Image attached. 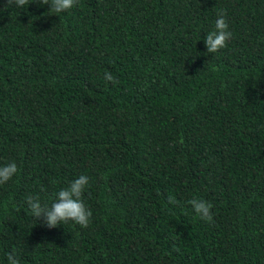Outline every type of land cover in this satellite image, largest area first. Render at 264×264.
Returning a JSON list of instances; mask_svg holds the SVG:
<instances>
[{
  "label": "trees",
  "instance_id": "trees-1",
  "mask_svg": "<svg viewBox=\"0 0 264 264\" xmlns=\"http://www.w3.org/2000/svg\"><path fill=\"white\" fill-rule=\"evenodd\" d=\"M221 11L232 37L208 53ZM53 15L0 0V166L18 168L0 184V264H264V0ZM82 174L87 228L34 219L29 196L50 206Z\"/></svg>",
  "mask_w": 264,
  "mask_h": 264
},
{
  "label": "clouds",
  "instance_id": "clouds-1",
  "mask_svg": "<svg viewBox=\"0 0 264 264\" xmlns=\"http://www.w3.org/2000/svg\"><path fill=\"white\" fill-rule=\"evenodd\" d=\"M7 5L13 3L17 7H23L28 3V0H6ZM78 0H39V4L47 5L49 12L55 13L53 16H58L61 13L67 12L77 4ZM232 32L229 31L226 14L221 11L217 15L215 21V29L209 32L204 37V45L208 53H215L227 46V42L231 39ZM104 79L111 83H116L111 73L105 72ZM18 172L15 162L0 166V184H5L10 181ZM89 184V178L86 175H80L75 180L71 181L66 188H62L58 193L54 194V202L49 205H42L38 196H29L27 205L35 220L43 219L44 226L48 229H53L63 223L69 221L87 228L91 222L92 212L84 203V191ZM167 202L170 205H180L174 196L169 195ZM187 203L191 206L194 213L200 220L206 223L213 222L212 207L213 205L203 199L193 198ZM7 264H21L15 253L7 254Z\"/></svg>",
  "mask_w": 264,
  "mask_h": 264
}]
</instances>
